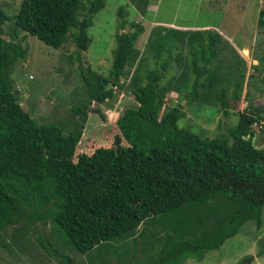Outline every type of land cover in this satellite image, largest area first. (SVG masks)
<instances>
[{"label":"trees","instance_id":"obj_1","mask_svg":"<svg viewBox=\"0 0 264 264\" xmlns=\"http://www.w3.org/2000/svg\"><path fill=\"white\" fill-rule=\"evenodd\" d=\"M87 3L22 0L10 41L3 37L8 16L0 8V247L9 246L3 233L9 226L49 222L58 242L84 255L96 251L102 262L100 245L140 236V226L158 216L169 221L170 230L147 264H182L219 249L246 220L259 227L264 147L255 143L253 125L264 118L262 106L233 111L236 123L214 137L180 127V103L165 107L171 92L206 107L218 103L225 114L240 100L245 60L231 47L234 62L222 71L216 60L222 36L214 29L157 24L143 50L135 45L145 31L140 22L116 33L108 74H82L91 103L113 100L117 90L135 101L119 114L110 146L88 151L96 143L90 139L88 147L79 148L88 102L71 110L72 130L66 134L24 110L10 77L12 65L26 53L13 41L18 30L54 48L70 36L80 54L89 45L94 14L105 5ZM257 24L264 31V7ZM257 55L255 69L264 66ZM94 111L103 116L98 107Z\"/></svg>","mask_w":264,"mask_h":264},{"label":"rangeland","instance_id":"obj_2","mask_svg":"<svg viewBox=\"0 0 264 264\" xmlns=\"http://www.w3.org/2000/svg\"><path fill=\"white\" fill-rule=\"evenodd\" d=\"M104 1V7L94 14L92 24L87 29L89 45L80 54L70 36L59 48L47 45L36 36L21 30L13 39L25 48L26 53L24 58L14 62L10 77L20 104L37 123L55 124L66 134L72 130L68 126L69 117L73 115L71 110L88 102L85 110L89 115L79 148L88 146L90 139L96 143L93 148L88 147V151L97 146L112 144L115 122L126 107L135 104L133 96L126 90H117L115 99L103 104L91 103L82 74L91 70L108 74L115 48V35L119 31H130L132 21L140 22L145 27L135 44L140 50L145 47L153 21H171L172 25L210 27L219 32L222 41L216 60L222 71L230 69L229 64L234 62L231 47L240 52L245 60L242 67V95L228 114L224 113L218 103L206 107L189 103L185 98L180 99L181 96L174 92L167 94L165 107L180 103L184 111L178 120L180 127L208 137L224 135L227 133L226 128L237 121L233 111L249 110L252 104L262 106L264 110V66L262 63L257 69L252 66L258 65L255 59L257 54L264 57V31L257 24L259 10L264 7L262 0ZM21 2L0 0V8L8 16L2 25L3 37L8 41L11 40L10 32ZM82 2L88 5L87 0ZM145 4L148 5L144 7ZM122 19L125 23L121 28ZM172 74L169 72L166 79ZM96 107L103 116L94 111ZM262 122L264 124V118ZM253 129L257 136L254 137L255 143L264 146V125L260 128L259 123H256ZM261 216L259 227L254 220H246L238 232L227 238L219 249L206 252L202 260L187 258L182 264H264V206ZM22 225L9 226L4 230L9 249L0 247V264H122L128 260L132 264L136 259L140 261L138 264H147L162 246L160 238L170 230L168 220L151 217L138 229L142 235H135L131 239L122 237L111 244L100 245L99 250L105 258L101 262L96 251L84 255L58 242L49 222L44 225L34 222L27 227ZM41 240L45 241L49 249L43 247Z\"/></svg>","mask_w":264,"mask_h":264},{"label":"crops","instance_id":"obj_3","mask_svg":"<svg viewBox=\"0 0 264 264\" xmlns=\"http://www.w3.org/2000/svg\"><path fill=\"white\" fill-rule=\"evenodd\" d=\"M161 21H162V19H160ZM164 21V20H163ZM159 21L157 20V21H153V23L154 24H152V27L153 26H155V25H157V24H159V23H163L165 26H170V27H174V28H179V29H182V30H190V29H205V28H209V29H214V28H210V27H204V28H192V27H186V26H180V25H176L175 23H173V24H175V25H172L171 24V21H165V22H159ZM215 30V29H214ZM243 46V45H242ZM238 52V51H237ZM238 53H240V52H238ZM89 115V114H88ZM86 124V123H85ZM84 129H85V126H84ZM84 133V132H83ZM259 146H261V145H259ZM88 147V146H87ZM264 147V146H263Z\"/></svg>","mask_w":264,"mask_h":264},{"label":"built area","instance_id":"obj_4","mask_svg":"<svg viewBox=\"0 0 264 264\" xmlns=\"http://www.w3.org/2000/svg\"><path fill=\"white\" fill-rule=\"evenodd\" d=\"M262 2L264 3V0H262ZM263 125H264L263 122L260 121V122H259V127L261 128V127H263ZM255 136H256V133H255L254 137H255ZM256 137H257V136H256Z\"/></svg>","mask_w":264,"mask_h":264}]
</instances>
